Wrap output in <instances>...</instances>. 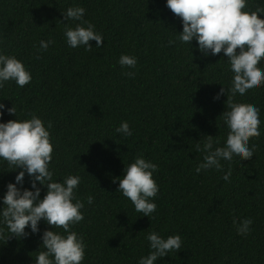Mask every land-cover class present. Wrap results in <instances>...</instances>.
<instances>
[{
    "label": "trees",
    "instance_id": "trees-1",
    "mask_svg": "<svg viewBox=\"0 0 264 264\" xmlns=\"http://www.w3.org/2000/svg\"><path fill=\"white\" fill-rule=\"evenodd\" d=\"M77 5L102 34L101 46L94 40L90 50L67 45L62 11ZM257 5L264 7V0H247L246 10ZM181 28L164 0H0V52L14 55L31 73L23 87L5 82L0 103L13 104L18 119L34 114L45 126L50 122L53 179L79 175L76 197H94L81 209L84 218L70 226L85 244L81 264H137L150 251V231L181 236V249L156 264H264V85L232 97L260 110V135L248 141L256 146L253 156H234L221 160L220 170L196 173L203 153L195 145H202L204 134L213 136L214 147L226 138L221 116L230 93L213 97L222 85L230 87L232 73L222 51L202 56L194 39L191 46L168 44ZM48 39L53 43L39 49ZM121 54L134 56L135 67L121 66ZM258 67L264 69V61ZM14 118L0 110V121ZM121 121L132 135L115 131ZM137 155L158 166V192L151 198L156 209L149 218L134 210L113 181ZM9 167L0 161V195L18 170ZM28 179L25 174L23 187ZM243 218L252 220L246 235L236 231ZM51 227L39 223L41 232ZM8 235L6 228L0 234V264H34L42 250L40 232Z\"/></svg>",
    "mask_w": 264,
    "mask_h": 264
},
{
    "label": "clouds",
    "instance_id": "clouds-1",
    "mask_svg": "<svg viewBox=\"0 0 264 264\" xmlns=\"http://www.w3.org/2000/svg\"><path fill=\"white\" fill-rule=\"evenodd\" d=\"M167 8L180 19L182 28L168 44L179 41L191 46L194 39L195 48L202 56L216 55L221 51L227 57L228 69L232 73L231 84L227 89L221 86L213 99L224 94L228 96L227 109L222 112V120L228 129L223 146L215 143L212 135H205L202 143L195 149L203 153V159L195 167L201 169L222 168L221 160L231 161L234 156L250 159L255 145L249 147V138L260 135L259 108L251 104L233 102L237 94L243 96L247 91L264 85V69L258 67L264 61V7L257 5L255 10H246L247 0H164ZM85 9L82 6L68 7L62 11L65 20L64 37L70 47L83 45L90 50L89 41L94 40L97 47L103 42L102 34L94 31V25L84 20ZM257 13H260L258 18ZM80 21L74 27L67 21ZM53 41L41 40L39 49L46 50ZM238 49V51H237ZM192 55V54H191ZM121 66L134 68L136 58L121 54L118 58ZM129 76L133 72L126 73ZM31 80V73L23 62L14 55L0 52V88L5 82L14 81L23 87ZM225 102V101H224ZM0 110L14 115V119L0 121V161H6L10 170H16L13 181L7 182L6 190L0 195V234L6 228L7 237H27L40 232V245L34 264H81L85 256V244L81 236L71 229V225L80 222L83 217L81 209L85 201L92 204L94 197L88 195L85 200L76 197L75 190L81 181L79 175L69 174L61 179H53L49 169L53 146L50 142L49 122H44L36 115L30 118H16L17 109L13 104L5 108L0 103ZM124 136L132 135L126 121H121L115 129ZM157 164L137 155L122 169V175L113 177L118 181L116 190L128 198L136 212L148 218L155 212L156 204L151 199L157 195L158 185L153 179ZM25 174L29 187H23ZM231 168L224 172L221 179L227 182ZM45 188L40 197L41 187ZM62 228L63 232L45 228L39 229L40 221ZM236 224V218H233ZM252 224L251 218H243L236 225L238 234H247ZM28 229L26 231L25 229ZM150 251L139 257L137 264H156L158 258L170 251L181 249V236L171 234L162 237L155 231L146 234Z\"/></svg>",
    "mask_w": 264,
    "mask_h": 264
}]
</instances>
